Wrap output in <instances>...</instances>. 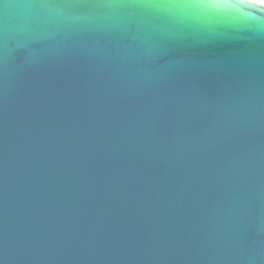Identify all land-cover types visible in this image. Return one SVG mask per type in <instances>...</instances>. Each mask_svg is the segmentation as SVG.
Returning <instances> with one entry per match:
<instances>
[{
    "label": "water",
    "instance_id": "obj_1",
    "mask_svg": "<svg viewBox=\"0 0 264 264\" xmlns=\"http://www.w3.org/2000/svg\"><path fill=\"white\" fill-rule=\"evenodd\" d=\"M0 264H264V5L0 0Z\"/></svg>",
    "mask_w": 264,
    "mask_h": 264
},
{
    "label": "bare ground",
    "instance_id": "obj_2",
    "mask_svg": "<svg viewBox=\"0 0 264 264\" xmlns=\"http://www.w3.org/2000/svg\"><path fill=\"white\" fill-rule=\"evenodd\" d=\"M247 1H251V2H255V3H258V4L264 5V3H261L260 0H247Z\"/></svg>",
    "mask_w": 264,
    "mask_h": 264
},
{
    "label": "snow or ice",
    "instance_id": "obj_3",
    "mask_svg": "<svg viewBox=\"0 0 264 264\" xmlns=\"http://www.w3.org/2000/svg\"><path fill=\"white\" fill-rule=\"evenodd\" d=\"M152 2H158V0H152ZM261 3H264V0H260Z\"/></svg>",
    "mask_w": 264,
    "mask_h": 264
}]
</instances>
